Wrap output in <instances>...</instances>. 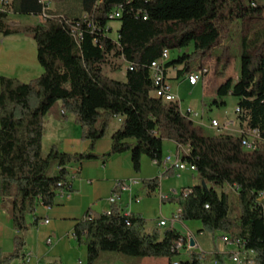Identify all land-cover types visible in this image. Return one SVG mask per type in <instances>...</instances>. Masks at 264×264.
Returning a JSON list of instances; mask_svg holds the SVG:
<instances>
[{"label":"trees","instance_id":"1","mask_svg":"<svg viewBox=\"0 0 264 264\" xmlns=\"http://www.w3.org/2000/svg\"><path fill=\"white\" fill-rule=\"evenodd\" d=\"M83 5L84 18L52 14L43 24L23 28L11 27L7 13L0 12V33L31 34L44 69L29 82L0 78L2 205L20 232L14 238L13 252L0 254V264L23 256L25 235L32 225L27 216L42 204L54 205L58 183L68 179L67 165L131 151L134 168L140 171L144 155L162 159L164 141L189 147L184 158L196 166L199 184L192 187V193L167 196L163 202H177L179 221H200L201 232H222L232 241L241 240L242 249L254 252L255 264H264V201L260 198L264 192V52L253 54L243 40L239 77L227 79L212 102L222 107L227 96L238 100L241 111L237 114L244 130L257 129L260 134L253 151L243 146L246 135L242 133L204 135L183 114L178 101L165 102L152 94L150 76L152 62L166 49L171 53L192 46V52L179 54L165 65L166 69L180 65L181 73H187L193 62L218 42L224 25L260 19L264 7L255 0H83ZM118 7L122 14L116 19L120 27L115 39L110 13ZM44 8L40 0H19V8L14 5L25 13L41 14ZM86 20L96 30L89 28ZM115 59L132 65L126 80L107 74ZM56 103L61 104L63 119L73 115L81 126L82 138L91 141L90 152L69 154L57 146L48 153L43 151L44 119ZM117 116H122L123 122L112 136V150L103 156L94 154L95 143L107 135ZM54 164L61 166L57 176L49 174ZM171 175L169 171L163 176ZM144 183L155 190L160 178ZM227 186L238 192L234 209L228 194L219 192ZM146 225L141 215L114 205L110 213L83 217L75 236L87 245V264H96L105 252L166 257L169 264L175 259L178 264H205V253L191 250L183 260L172 250L183 237L175 229L166 228L162 237L159 229L147 232ZM230 255L216 252L214 257L224 264Z\"/></svg>","mask_w":264,"mask_h":264},{"label":"crops","instance_id":"2","mask_svg":"<svg viewBox=\"0 0 264 264\" xmlns=\"http://www.w3.org/2000/svg\"><path fill=\"white\" fill-rule=\"evenodd\" d=\"M14 5L19 8V0L17 2L11 0L5 11L7 13L6 21L11 27L23 28L44 23L41 14L25 13L14 9ZM48 11L53 15L72 20L84 18L87 14L84 10L83 0H49ZM240 62L241 54L236 64L238 68L235 76L229 75L227 71L222 76L213 79L209 73L195 85L189 83L186 73H181L182 66L180 65L168 67L166 76L179 98L183 96L181 89L188 86L191 89H187L189 94H195L197 96L195 100L201 101L202 110H205L208 108L210 100L217 98L218 88L227 79H238ZM128 65L129 63L123 60L125 80ZM227 67V62H224L222 68L226 69ZM198 69L199 67L194 66L193 63L189 71ZM43 71L44 69L38 59L37 43L31 34L24 31L9 35L0 33V78L10 77L29 82L40 76ZM152 94L154 95V92ZM237 104L238 100L236 99L235 110L238 107ZM189 109L193 111L192 107ZM182 112L185 114L187 111ZM195 113L196 116L192 115L190 120L202 130L204 135H216V128L222 129L220 130L221 134L234 136H239L244 130L237 113L233 118H229L227 112L211 117L206 112L200 117L199 113ZM61 115L62 110L60 112L51 110L45 116L43 151L48 153L53 146H57L60 151L69 154L90 152L91 141L82 138V128L75 123L74 116L68 115L67 119H63ZM213 120L218 121L219 127L212 126ZM122 122V116L112 119L107 135L95 143L92 150L94 154L103 156L112 150V136L121 127ZM177 151L178 146L174 142L164 141L162 158ZM66 169L68 171L67 178L71 182L70 191L65 194H57L51 210L40 205L34 214L27 216V222L32 225L25 235L23 256L10 264H87L88 248L87 245L79 243L76 238V225L88 211H92V213L109 211L112 207L110 197L117 191L120 192L118 207L123 212L139 214L144 217L148 221L147 232L159 229L163 237L164 230L171 227L186 239V245L181 249L179 255L180 259H188L191 250H194L198 253H205L208 256L205 264H212V259L215 258L214 254L219 252L231 254L225 258L224 264H235L233 256L239 252L243 253L242 247L234 241L224 242L222 240L221 236L224 233L217 232L213 235L201 232L202 223L200 221H172L180 206L177 202H163V198L179 195L184 188H192L198 185L197 172L189 169L167 170L163 164H155L147 155L142 157L140 171H136L131 151L105 158L72 162L66 166ZM60 170L61 166L54 164L50 175L57 176ZM169 171L172 172V175L164 177L163 175ZM156 177L160 178V184L155 190H151L144 181ZM119 183H128L130 189H118ZM229 188L236 195L238 194L236 188L230 186ZM260 198L264 201V193ZM46 218L50 219L49 223L44 222ZM161 219L168 221L167 226H158ZM18 234L20 232L15 229L10 214L2 205L0 182V254L13 252L14 238ZM207 235L211 238H207ZM49 238L52 239L51 243L47 241ZM190 238L195 241L194 247L190 245ZM205 240L214 245L206 247L204 245ZM247 256L244 264H255L254 253H249ZM27 257H29V262L26 263ZM249 259H252L253 262L250 263ZM96 264H166V261L162 257H130L120 253L105 252L101 254Z\"/></svg>","mask_w":264,"mask_h":264},{"label":"rangeland","instance_id":"3","mask_svg":"<svg viewBox=\"0 0 264 264\" xmlns=\"http://www.w3.org/2000/svg\"><path fill=\"white\" fill-rule=\"evenodd\" d=\"M255 2L264 7V0H255ZM119 26V20L111 21V36L115 39L118 38L117 30L119 29ZM243 40L247 41L248 49L253 54L264 52V14L263 17L260 19H247L244 21L237 20L232 25H224L222 27V34L218 42L208 52H206L204 55L200 56L195 62H193L194 66H206L209 69V73H211V75L213 76V79L222 76L227 71L229 72V75L235 76L237 74L238 68L236 64L239 55L242 54ZM192 51V46L185 48L182 51L172 50L170 53L169 60L176 58L177 55L182 54L184 52ZM224 62H227L228 70L227 68H222ZM106 72L110 77L119 80H125V76L123 75V60L115 59L112 65L106 69ZM187 89L191 90L188 86H186L184 89H181V94L183 96H181L182 98H179V103L182 111H187L189 107H192L194 113H199V117L202 116L204 112H206L210 117L219 116L223 112H227L229 114V118H233L235 116V97H225L224 99L226 100V105L222 107H217L215 104L212 103L213 100H210L208 108L202 110L201 101H196L195 99L197 96L195 94H189L190 92ZM55 110L60 112V103H56L55 106L52 108V111ZM220 130L222 129H215L216 135L221 134ZM50 172L51 170L49 171V174ZM219 192L228 194L231 207L232 209H234L237 201V195L235 194V192H233V190H231L229 186L223 189H219ZM207 238L211 237L207 235ZM204 245L206 247H212L214 244L212 242L208 243L205 240ZM162 259L166 261V264H169L168 258L162 257Z\"/></svg>","mask_w":264,"mask_h":264},{"label":"built area","instance_id":"4","mask_svg":"<svg viewBox=\"0 0 264 264\" xmlns=\"http://www.w3.org/2000/svg\"><path fill=\"white\" fill-rule=\"evenodd\" d=\"M11 0H0V12H5L6 11V6L8 4H10ZM40 2L42 4H44L45 8L43 10V12L41 13L43 21L45 22L48 18H50L52 16L51 13H49L48 11V6H49V0H40ZM122 14V8L118 7L116 9L113 10V12L110 13V18L112 20H116L118 18L121 17ZM87 26L89 28H91L92 30H96L95 25L89 21L86 20ZM169 57H170V50L166 49L163 52L162 57L159 60H156L154 62H152L151 66H150V76L152 79V83H153V92L154 95L157 98L162 99L165 102H179V97L175 94V92L173 91L172 85L169 82L167 76H166V62L169 61ZM128 68L132 69V65L129 64ZM207 74H209V69L206 66H201L199 67L198 70L196 71H188L186 73V78L189 81V83L191 85H195L197 83H199ZM240 108L237 107L236 108V113H240ZM186 115H188L189 119L192 115L196 116V113H194L192 110H187V112L185 113ZM212 126L213 127H219V123L217 120H213L212 121ZM242 134H245L246 136L243 138L242 143L243 146L250 150H256L257 148V142L260 139V134L259 131L257 129L254 130H243L241 132ZM189 152V147L188 146H181L178 147V151L174 154H169L166 157L162 158L161 160L158 159H153V162L155 164H163L167 170H175V171H180V170H185V169H189L193 172H197V168L196 166L191 163L188 162L187 160H185L184 158V154ZM59 188L57 189V193L58 194H65L68 193L71 189V182L69 179L64 180V181H60L58 183ZM118 189H130V185L127 184H122L119 183L117 186ZM193 192V189L191 187L188 188H184L182 190L181 193H183L184 195H188L190 193ZM262 195V194H260ZM120 199V192H115L111 197H110V203L112 206H118V201ZM43 205V204H42ZM46 207L47 210H51L53 205H43ZM108 213L111 212V209L109 211H107ZM181 213V209H179L173 220L172 221H178L179 220V215ZM86 218H92L93 217V213L92 211H88L85 216ZM45 223H49L50 219L46 218L44 220ZM168 221L166 219H161L158 222V226L160 227H165L167 226ZM222 240L224 242H229V235L228 234H223L221 236ZM191 239V238H190ZM49 243L52 242V239L49 238L47 240ZM186 239L184 237L179 238L178 240H176L172 250L174 252L177 253H181V249L184 248V246L186 245ZM235 243H240V246L242 245V241L241 240H237ZM254 252L252 251V254ZM248 258L247 255H242L241 253H238L236 255L233 256V261L235 264H244L245 260ZM250 263H252V259L248 260ZM25 262H29V257H27L25 259ZM41 264V263H38ZM174 264H178V259L174 260ZM212 264H218V261L214 258L212 259Z\"/></svg>","mask_w":264,"mask_h":264},{"label":"bare ground","instance_id":"5","mask_svg":"<svg viewBox=\"0 0 264 264\" xmlns=\"http://www.w3.org/2000/svg\"><path fill=\"white\" fill-rule=\"evenodd\" d=\"M229 241H230V238H229ZM234 242H236V241H234ZM238 244V243H237ZM241 251H243V255H248L249 253H252V251H246V250H241ZM239 253H241V252H239Z\"/></svg>","mask_w":264,"mask_h":264},{"label":"water","instance_id":"6","mask_svg":"<svg viewBox=\"0 0 264 264\" xmlns=\"http://www.w3.org/2000/svg\"><path fill=\"white\" fill-rule=\"evenodd\" d=\"M202 184L205 185L204 182H202ZM190 245H191V247H194L195 246V241H194L193 238H191V240H190Z\"/></svg>","mask_w":264,"mask_h":264}]
</instances>
